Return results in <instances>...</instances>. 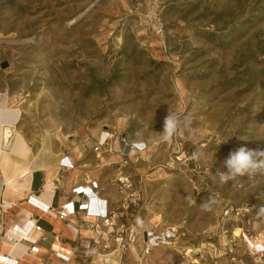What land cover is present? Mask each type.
Masks as SVG:
<instances>
[{
    "label": "rangeland",
    "instance_id": "1",
    "mask_svg": "<svg viewBox=\"0 0 264 264\" xmlns=\"http://www.w3.org/2000/svg\"><path fill=\"white\" fill-rule=\"evenodd\" d=\"M168 111L188 124L165 141ZM13 115L35 152L70 151L110 192L120 169L90 144L108 137L116 162L142 145L123 168L137 237L105 264H264L248 238L264 242V174L223 184L217 170L264 148V0H0V119ZM146 231L173 238L143 255Z\"/></svg>",
    "mask_w": 264,
    "mask_h": 264
},
{
    "label": "crops",
    "instance_id": "2",
    "mask_svg": "<svg viewBox=\"0 0 264 264\" xmlns=\"http://www.w3.org/2000/svg\"><path fill=\"white\" fill-rule=\"evenodd\" d=\"M3 105H5V101ZM16 116L13 115L5 121L0 119L1 127L8 125L12 127L10 131V141L12 143L10 142L11 144H9L7 149L3 147V139L0 134V202L5 200L14 204V207L7 210L5 214L6 225L3 226L0 223V264H11L9 260L12 257H16L14 256L15 253L22 254L21 256L17 255L16 258L19 259L16 264H77L78 260H81L83 256L91 258L94 264L97 261L94 254H89L88 252L82 254V252L76 251L77 235L45 208L50 205L59 206L66 201L67 197H72L73 188L84 184L86 175L89 173L93 179L98 180L100 183L99 191L103 200H100V202H103H101V205L105 204V200L111 203L118 198L117 187L116 193L105 190L100 177L92 174L91 169L87 168L89 166L88 163L86 167H80L84 169H63L60 166V162L66 154H69L74 161L79 162L78 158L72 155L70 151L64 150L60 158L61 152L56 153L53 151L56 154L53 159L50 153L52 152L51 147L44 146L41 150L35 152L33 147L17 131L15 123L18 122L19 116L18 118ZM17 142L28 143L30 149L26 151L25 155L18 153ZM76 172L78 174H75ZM51 184L53 188H51L52 191L50 192L47 189ZM36 198H40L42 203H38ZM92 206L97 208V203L94 202ZM30 212L34 213L38 218L43 231L32 233L33 239H38L35 244L39 249L37 253L29 252V248L33 244L22 241L27 247L26 252L29 253L24 254L19 249L15 250L16 246L14 245L16 244L13 241L11 242L8 236L16 235V238L20 237L18 233L12 230V227L18 224V229L23 231L22 227ZM83 234L89 236L90 232L83 231ZM60 246L65 250H70L71 253L68 259L56 254L55 250L60 252V249H56V247Z\"/></svg>",
    "mask_w": 264,
    "mask_h": 264
},
{
    "label": "built area",
    "instance_id": "3",
    "mask_svg": "<svg viewBox=\"0 0 264 264\" xmlns=\"http://www.w3.org/2000/svg\"><path fill=\"white\" fill-rule=\"evenodd\" d=\"M110 137V136H109ZM108 137L90 144V148L102 161L103 166L113 165L119 170L115 181L117 187L118 198L109 203L101 205L103 201L100 195V183L93 179L91 174L86 175L84 184L77 185L73 188V196L67 197L66 201L59 206L50 205L45 210L52 214L77 235L75 250L82 254L93 253L97 264H105L103 252L111 249L114 252L127 250L131 243L136 240L135 228L126 226L122 219L134 218L137 213V208L141 203V191L137 186L132 174L124 171L123 168L129 164L130 152L132 150L139 151V146L125 144L121 148L122 159L120 162L112 160L114 155L113 148L108 143ZM181 160V158H179ZM87 164H79L74 161L69 154L64 155L60 162V166L66 170H75L77 168L86 167ZM56 188V186H55ZM54 188V189H55ZM100 200H102L100 202ZM96 202L97 208L92 204ZM103 203V202H102ZM14 207V204L9 201L2 200L0 202V223L6 225V212ZM229 210H227L228 212ZM25 225H28L26 231L18 229V224L12 227V230L20 235L8 236L15 244L27 241L33 244L29 248V252H38V247L35 246L38 239H33V232H42L43 228L38 222V218L34 213L30 212L25 220ZM23 223V224H24ZM83 231L90 232L89 236L83 234ZM126 233V237L124 236ZM145 237L142 247V254H149L156 244L161 240L167 241L173 238V235L163 232L159 235H154L152 232L146 231L143 233ZM252 250L260 257L264 256V242L258 235L255 239H250ZM253 238V236H252ZM55 249V248H54ZM60 257L68 259L70 256L55 250ZM84 252V253H83ZM18 262V260L16 261ZM243 264V263H242Z\"/></svg>",
    "mask_w": 264,
    "mask_h": 264
},
{
    "label": "clouds",
    "instance_id": "4",
    "mask_svg": "<svg viewBox=\"0 0 264 264\" xmlns=\"http://www.w3.org/2000/svg\"><path fill=\"white\" fill-rule=\"evenodd\" d=\"M188 120H181L176 114L168 111L163 121V138L170 141L173 138L183 135L184 129L187 127ZM227 140L221 141L226 143ZM220 143V144H221ZM224 171L217 169L221 183L227 184L229 181H235L239 177L254 176L256 174H264V148L257 147L250 149L247 147H239L231 150L228 156L221 162ZM195 203V201H191ZM207 208L208 206L205 205ZM264 211V207H261Z\"/></svg>",
    "mask_w": 264,
    "mask_h": 264
},
{
    "label": "bare ground",
    "instance_id": "5",
    "mask_svg": "<svg viewBox=\"0 0 264 264\" xmlns=\"http://www.w3.org/2000/svg\"><path fill=\"white\" fill-rule=\"evenodd\" d=\"M6 114V113H5ZM8 114V113H7ZM16 118H18V116H16ZM5 121V120H4ZM3 121V122H4ZM12 122V121H11ZM14 122V121H13ZM5 123V122H4ZM14 124V123H13ZM1 127V126H0ZM13 129H15V127H13ZM12 130V127H10V125H8V126H3V127H1V130H0V134H1V137H2V139H3V147L4 148H6L7 149V147L9 146V144H11L12 142L10 141V131ZM15 132V131H14ZM11 142V143H10ZM139 146H141L142 147V145L141 144H139ZM2 148V147H1ZM9 151V150H8ZM131 152H134L133 150L131 151ZM11 180V179H10ZM49 186V185H48ZM51 188H53V185L51 184L50 185V187L47 189V186H46V189H47V191H52L51 190ZM34 198V197H33ZM30 199H32V198H30ZM34 200V199H33ZM32 200V201H33ZM36 200L38 201V203H42V201L40 200V198H36ZM43 206V205H42ZM44 207V206H43ZM28 228V225H25L24 224V226L22 227V229H23V231H26V229ZM12 242V241H11ZM8 243H10L9 241H8ZM16 247H15V250H17V249H19L20 247H22L23 246V243L22 242H19V243H17L16 245H15ZM24 254H27V252H25ZM17 255H22V254H17V253H15L14 254V256H16L17 257ZM16 257H12V258H10V260H9V263H11V264H16L17 262V260L19 259V258H16ZM7 258V257H6ZM4 259H5V257H4ZM3 259V260H4Z\"/></svg>",
    "mask_w": 264,
    "mask_h": 264
},
{
    "label": "water",
    "instance_id": "6",
    "mask_svg": "<svg viewBox=\"0 0 264 264\" xmlns=\"http://www.w3.org/2000/svg\"><path fill=\"white\" fill-rule=\"evenodd\" d=\"M2 66H3V67H6V66H7V64H6V63H3V64H2Z\"/></svg>",
    "mask_w": 264,
    "mask_h": 264
}]
</instances>
